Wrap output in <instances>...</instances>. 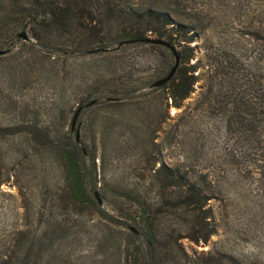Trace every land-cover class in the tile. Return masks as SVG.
I'll return each mask as SVG.
<instances>
[{
    "label": "rangeland",
    "instance_id": "rangeland-1",
    "mask_svg": "<svg viewBox=\"0 0 264 264\" xmlns=\"http://www.w3.org/2000/svg\"><path fill=\"white\" fill-rule=\"evenodd\" d=\"M161 1L195 32L187 64L198 80L180 107L169 85H151L174 63L165 46L140 42L103 60L67 36L34 43L28 28L0 27V264H141L152 217L163 247L188 251L160 264H264V0ZM111 84H121L109 95L117 103L98 88ZM92 98L76 141L73 115ZM75 144L89 152L92 199L66 180L63 148ZM162 162L189 181L206 176L207 243L182 237L194 234L193 207L154 175Z\"/></svg>",
    "mask_w": 264,
    "mask_h": 264
},
{
    "label": "trees",
    "instance_id": "trees-1",
    "mask_svg": "<svg viewBox=\"0 0 264 264\" xmlns=\"http://www.w3.org/2000/svg\"><path fill=\"white\" fill-rule=\"evenodd\" d=\"M143 2H146V5L141 4ZM172 10L169 4L161 0H5L0 2V27L6 23H15L17 27L28 28L36 40L34 43L43 37L67 36L71 39L69 44L76 43V49L87 51L103 60L113 56L121 58L123 47L142 42L130 41L132 39L149 34L165 38L177 45L181 57L180 65L168 82L154 87L159 89L169 85L172 104L180 107L194 90L198 80L195 74L196 67L187 64L192 55L191 43L195 39V32L186 17ZM103 67L110 68L109 62ZM113 72L116 70H112L111 73ZM129 78H132V75ZM115 85L111 84L103 89L98 87L100 91L110 92L101 95L106 97L109 103H117L120 99L114 96L115 99H110L111 92L121 91V84ZM99 90L96 88L87 98L101 93ZM240 110H237L236 114L242 123L246 119L243 112L247 110L242 107ZM259 113L256 111L251 120L258 118ZM76 141L80 140L76 138ZM87 154L89 155L88 151L80 149L76 144L63 148L66 180L74 195L80 199L84 196L86 199H92L87 190V180L82 167ZM91 159L95 162V156L92 155ZM153 170L154 175L160 177L162 182H167V186L174 188L173 198L193 207L194 220L187 226L192 228L194 234L182 237H190L196 243L201 241L207 243L215 232V226L210 218L213 214L212 209L208 206L211 197L206 190L207 186L203 184L206 176L201 175L189 181L186 175L181 173L180 166L170 167L165 162L159 165L155 163ZM137 205L140 206L141 202L138 201ZM142 208L145 209L143 204ZM152 223L153 217L146 220L147 233L140 242L143 249L141 264H160L161 261L166 262L178 255L188 256V251L181 243L179 248L163 247L158 241V233L154 231ZM126 261H129V256L126 257Z\"/></svg>",
    "mask_w": 264,
    "mask_h": 264
},
{
    "label": "water",
    "instance_id": "water-1",
    "mask_svg": "<svg viewBox=\"0 0 264 264\" xmlns=\"http://www.w3.org/2000/svg\"><path fill=\"white\" fill-rule=\"evenodd\" d=\"M19 37H22L24 38L25 40L27 39H30V36L28 34V31L27 30H22L19 32ZM130 41H142V42H145V43H156V44H161V45H164L166 47H168L173 55H174V63L173 65L171 66L170 70L168 71V73H166L165 75L157 78L155 81L152 82V86H160L166 82H168L173 76L174 74L176 73L179 65H180V60H181V57H180V53L178 51V47L175 43H172L171 41L165 39V38H162V37H157V36H153L151 34L149 35H146V36H143V37H139V38H136V39H132ZM9 49H0V55L1 54H5L6 52H8ZM110 99H115L113 97H110ZM97 101V99H91L90 101H88L87 103L85 104H82L80 105L74 115H73V118H72V122H71V128L72 130L75 129V127L77 126V121H78V118H79V115L81 113V111L85 108V107H88L92 104H94L95 102ZM76 138L79 140L80 139V129L79 127L77 126V129H76ZM96 195L98 197V199L100 200L99 198V195L98 193L96 192ZM131 229H133L134 231H138L137 228L135 226H130Z\"/></svg>",
    "mask_w": 264,
    "mask_h": 264
}]
</instances>
